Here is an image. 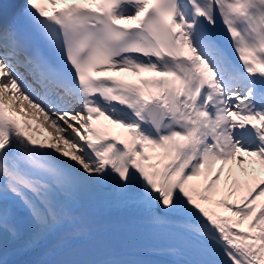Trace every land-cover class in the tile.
Wrapping results in <instances>:
<instances>
[{"label":"snow or ice","instance_id":"1","mask_svg":"<svg viewBox=\"0 0 264 264\" xmlns=\"http://www.w3.org/2000/svg\"><path fill=\"white\" fill-rule=\"evenodd\" d=\"M8 9L0 264H264V0ZM25 104L58 143L28 134ZM85 200L126 217L93 236Z\"/></svg>","mask_w":264,"mask_h":264},{"label":"bare ground","instance_id":"2","mask_svg":"<svg viewBox=\"0 0 264 264\" xmlns=\"http://www.w3.org/2000/svg\"><path fill=\"white\" fill-rule=\"evenodd\" d=\"M56 135H57L56 136L57 138L60 136V134H58L57 132H56ZM54 142L58 143L59 140H55ZM60 146L62 148L66 147L62 144ZM80 213L83 215L85 221L89 220L90 218L88 217L89 215H92L93 217H95L96 222L105 221V224L103 225V226H106L105 228H103V230L105 231H109L111 229L109 227L111 226H113L115 229H118L126 217V213L121 212L119 209L107 207L99 201L93 202L90 200H85L82 203V206L80 208ZM116 214H123L124 219H118Z\"/></svg>","mask_w":264,"mask_h":264}]
</instances>
